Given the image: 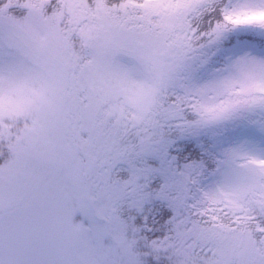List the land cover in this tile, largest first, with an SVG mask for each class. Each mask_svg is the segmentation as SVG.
<instances>
[{
  "label": "snow or ice",
  "instance_id": "snow-or-ice-1",
  "mask_svg": "<svg viewBox=\"0 0 264 264\" xmlns=\"http://www.w3.org/2000/svg\"><path fill=\"white\" fill-rule=\"evenodd\" d=\"M0 264H264V0H0Z\"/></svg>",
  "mask_w": 264,
  "mask_h": 264
}]
</instances>
